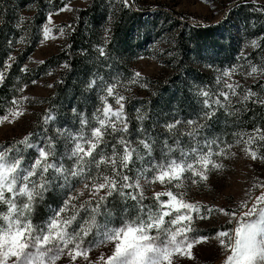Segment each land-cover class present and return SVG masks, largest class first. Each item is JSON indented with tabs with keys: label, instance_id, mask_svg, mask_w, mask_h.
Returning a JSON list of instances; mask_svg holds the SVG:
<instances>
[{
	"label": "rangeland",
	"instance_id": "1",
	"mask_svg": "<svg viewBox=\"0 0 264 264\" xmlns=\"http://www.w3.org/2000/svg\"><path fill=\"white\" fill-rule=\"evenodd\" d=\"M23 1L27 3L26 0ZM46 1L50 2L51 0ZM88 3L89 0H67L58 9L49 12L52 16L50 34L48 38H44L42 35L45 17L40 24V36L33 50L25 56L19 72L26 75L27 71L22 72V68H34L41 64V61L60 51L66 44L67 33L77 11L86 7ZM107 3L109 18L114 15V9L119 6L124 7L120 0H107ZM243 3H252L256 7L238 9V6ZM65 4L68 5V8L60 11L59 9L63 8ZM260 6H264V0H134L132 9L138 14L140 21H136L137 17L133 19L135 23L127 35L130 43L129 57L123 59L131 72L130 78L126 81L116 80L109 84H115L114 91L127 98L125 107L126 104L129 105L130 115L136 121L138 128H142V121L145 116L141 99H148L158 83L167 84L166 86L169 87L172 96L170 103L160 106L161 112L157 111L159 120L155 121L154 127L161 133L158 143H155L154 138L149 136L148 132L146 135L135 131L127 137V133L121 131L124 127L123 118L119 121L115 117L111 118L109 126L105 130V137L98 146L107 154L105 165H101L100 171L103 175H112L110 170L116 167L111 161L112 148L113 145H116L117 149L122 152L123 147L117 144L120 138L125 139L131 148H138L143 156L141 161L133 155L129 162L135 169L134 182L137 180V170L142 167L151 169L153 164L161 162L166 164L168 160L180 162L184 158L181 149L188 152L190 148H196L199 153L212 151L211 159L222 165L218 169L209 165L206 171L208 179L202 181L196 177L197 183L192 182V173L186 171L179 179V186L177 183L169 185L153 182L150 176L147 178V182L145 177L139 178V190L152 198L155 192L172 191L178 199L205 206L201 211L208 218L201 219L193 212L191 213L193 219L189 223L193 231L202 232L208 239L193 244L190 257L188 255H174L173 264H224L227 255L230 254V249L221 245L220 239H224L225 244H227L229 238H234L235 227L239 223L255 219L257 211L264 206V202H256V197L264 193V126L256 125L248 128L245 126L242 117V114L248 109L250 100L255 103H262L264 99V60L252 56L259 50V37L263 35V32L255 34L253 30L257 19L254 20L252 16L254 13H261L254 9ZM18 10L20 11H18L15 20V26L19 24L20 26L17 28H23L26 31L25 25L35 14L36 6L28 3ZM229 12L231 15L228 24L222 29L218 28V22ZM21 16L25 18L23 21L19 20ZM61 26L65 27L64 33L60 31ZM203 27H209L212 30L209 33H204V40H198L197 45L193 46L189 39L191 30ZM105 28H110L109 22L104 26ZM108 34L109 31L104 32L105 36ZM253 39L257 40L258 47L251 46L250 42ZM179 40L185 43V56L180 67H178V60L181 57L178 52V43L181 42ZM24 48V41L19 37L11 46L9 56L15 57V55L21 54ZM192 54L197 55L198 58H194ZM205 62L211 67L205 66ZM6 63L10 64L11 62L6 59ZM5 64L0 68L3 75L8 71ZM233 66H237L236 69L231 70L230 74L225 76L223 70L232 69ZM254 67L255 70H253ZM61 69L62 67L58 66L31 79L22 75L15 93L9 98L0 114V117H7V119L0 120V152L7 150L9 157L22 156L24 167H27L37 155L35 146H44L47 132L54 138L55 147L58 148L56 155L50 159V162L60 163L65 145L68 144L70 149L71 141L68 139V133L60 135L57 129H70L66 126V115H72L73 106L83 104V99L91 104V111L88 116L85 115L87 117L85 128H81V124L76 128L86 132L87 138L95 142L94 138L91 137L90 128L95 126L94 113L97 110L100 111L99 115L103 118V102L100 101L99 96L105 95L102 90L105 85L101 87L96 82L93 87L89 88L87 85L93 79L84 85L83 94L78 97L81 100L77 99L74 104L73 102L65 103L60 108L57 116L61 125L56 124L53 116H50L52 118L45 122V99L52 94ZM192 70L208 75L209 87H200L197 91L198 95L200 89L208 92L209 105L207 106L204 104L202 95H200L201 100L198 104L192 98V93L189 94L186 91V85L195 84L193 76L189 75ZM135 73L140 74L138 80H136ZM130 80H136V82L129 83ZM95 85L98 88H95ZM227 85H232V88L229 89ZM253 85H256L257 89H253ZM180 87L183 88L181 91ZM223 93H228L226 99ZM73 96L75 97V95ZM183 99L185 101L181 107L178 102ZM218 100L219 106L217 105ZM108 101L114 109L119 108V104H116L111 97L108 98ZM17 109L22 115L13 118L12 112ZM137 109H140L139 116L142 119H138ZM208 111H211L213 115L207 116ZM225 115L230 117L231 122L234 119L233 128H230ZM40 117H43L45 133H36L34 130ZM189 120H192L193 123H187ZM177 121L180 123L176 124ZM166 123H173L176 126L169 131L164 127ZM71 131L75 132L76 130ZM189 131L194 132V135L189 136ZM29 134H31L30 143L33 147L17 143ZM173 136L171 141L170 137ZM146 137L152 138L150 141L153 145L151 156L145 154L143 146L139 143ZM165 141L171 147V152L165 147ZM221 149H223L224 154L218 155ZM251 152L256 153L255 159L250 155ZM190 155L192 159H189L188 163H193L196 154L190 153ZM162 156L165 159L162 160ZM87 159L89 158L85 157V160ZM96 159H99V156ZM116 159L118 163L120 157L117 156ZM74 160L75 158L69 159L68 156L63 157L65 167L70 170ZM86 167L91 168L93 176L97 175L95 163ZM123 169L124 167H120L118 171L121 172ZM51 171L53 182L50 183L51 186L47 190L45 202L47 211L44 220L53 216L69 195L75 196L80 189H83L85 182L70 174L65 180L63 175ZM113 178L119 180L118 176ZM36 179L39 182V178ZM66 184L71 186L70 190L65 186ZM124 192L129 195L128 188H125ZM90 195L91 193L85 190L83 195L72 201V204L77 207V220L68 226L70 232L78 231L80 225L89 219L91 207L96 205V197H92L91 205L87 208H81L79 204L87 200ZM100 195H104L103 189L97 193V196ZM116 197L120 202L116 206L111 201L101 203V209L104 207V211L101 210L102 212L96 215V223L99 227L93 226L88 236L84 238L86 242L83 247L89 249L90 261H96V264H99L98 258L101 255L105 258L111 255L114 247L108 242L96 244V233L98 231L103 233L108 228L119 227L124 220L136 217L135 213H130L126 209L124 199L127 196H122L118 191ZM22 199H18L17 203H21ZM163 199H167V197H163ZM254 204L256 210L252 211L251 215H246ZM206 206H211L213 209L223 208L227 212L235 213V215H228L215 210L209 215ZM6 208V205H0V211H6ZM153 210H155V205ZM182 211L183 214H189L187 209ZM106 212H110L111 215H106ZM71 214L72 207L70 205L67 212L62 215ZM144 215L147 218L146 206ZM0 226L7 227L2 220H0ZM168 226L173 229L176 227L170 224ZM220 230L228 232L229 236L218 237L217 232ZM149 235L156 236L157 230H150ZM187 235H191V233ZM177 239H182V237L178 236ZM165 240L166 237L162 235L161 240L157 242L163 243ZM88 241L93 243L89 244ZM61 246L63 247V245ZM32 250L34 251V249ZM57 264H67V261L60 260L57 261ZM79 264H86L82 256L79 258Z\"/></svg>",
	"mask_w": 264,
	"mask_h": 264
},
{
	"label": "snow or ice",
	"instance_id": "2",
	"mask_svg": "<svg viewBox=\"0 0 264 264\" xmlns=\"http://www.w3.org/2000/svg\"><path fill=\"white\" fill-rule=\"evenodd\" d=\"M120 3L125 8L134 6V0H120ZM68 8L65 4L63 11ZM264 13V6L254 9ZM231 13L229 12L224 18L218 22V28H224L228 24ZM25 18L19 17L20 21ZM52 22L51 13L46 16L45 24L42 26V35L48 38L50 34V25ZM109 22H111L109 20ZM20 25L17 24V27ZM61 33H64L65 27L61 26ZM109 31L105 28V33ZM222 34V33H221ZM24 37H21L23 40ZM107 39V36L105 37ZM260 39H264L262 36ZM251 46L258 47L256 39L251 40ZM101 54H105V49H98ZM206 50V49H205ZM239 59V57H238ZM8 60H15V57L9 56ZM43 63V61H41ZM205 66L211 67L210 64L205 62ZM6 68H10V64H5ZM62 67L68 68L65 62ZM237 66L232 69H224V75L230 74L231 70H235ZM28 69L22 68V72ZM255 70V67L253 68ZM136 80L139 79L140 74L135 73ZM4 79V75L0 72V81ZM219 79V78H218ZM136 80H130L129 83H135ZM35 83V81H33ZM95 84L94 80L89 81L88 87L91 88ZM51 87V85H49ZM115 84H107L103 87L105 95L99 96L100 101L103 102L102 112L103 118L99 115V110L94 113L95 126L90 128L91 137L87 138V133L80 129L75 132L70 129H57L60 135L68 133V139L71 141V146L65 145V151L61 154V161L59 164L50 162V159L56 155L55 140L53 137H47L43 147L35 146L37 155L34 160L27 166L23 165L22 156L7 155L5 152H0V205H6V211H0V220L7 225V227L0 226V264H57V261L66 260L67 264H79V258L82 256L86 264H96V261H90L89 249L83 247L85 237L88 236L93 226L99 227L96 223V215L101 211V202L114 191H119L122 196H128L124 192L125 188L132 187L139 189V178L150 176L153 182L161 184L177 183L179 186V179L186 171L192 173L193 183H197L196 177L200 180H207L206 171L211 165L212 168H221L222 165L215 163L211 157L212 151L208 153H199L198 149L190 148L188 152L181 149L183 159L180 162L176 160H168L167 163L153 164L151 169L142 167L137 170V180L133 183L130 182L131 178L118 171L120 167H128L129 162L132 160L133 155L137 159L143 160L138 148H131L129 143L120 138L117 144L123 147L122 152L113 145V155L111 158L112 164L116 165L110 171L112 175H103L100 171L101 165H105L107 159L106 152L99 148L100 141L105 137V130L109 126L112 117L117 121L123 118L124 127L121 129L123 133H128V122L125 114V103L127 98L119 95L114 91ZM229 89L232 85H227ZM199 95L204 97V104L209 105L208 92L200 89ZM228 93H223L225 99ZM111 97L116 104H119L118 109H114L112 104L109 103L108 98ZM26 99V98H22ZM220 102L217 101L219 106ZM73 115L76 116L77 109L73 108ZM138 119L140 109H137ZM22 113L17 109L12 112L13 118ZM80 117L81 128H85L87 124V117L83 113L78 114ZM211 111L207 112V116H211ZM52 117L45 115V122ZM7 119V117H0V120ZM177 121L176 124H179ZM187 123L192 124L193 121L189 120ZM176 125L173 123H166L164 127L171 131ZM113 130L114 126H113ZM143 131V129H139ZM189 136L194 135V132L189 131ZM31 134L25 136L22 140L17 141L18 144H24L28 147H33L30 143ZM151 137H146L139 141L143 146L146 155L151 156L153 145L150 142ZM178 143V142H177ZM165 147L171 152L172 149L165 141ZM196 154L193 163H188L192 159L190 155ZM224 151L221 149L218 155H223ZM250 155L255 159L256 153L251 152ZM68 156L69 159L75 158L71 170L66 168L63 163V157ZM99 156V159L96 157ZM117 156L120 157L117 163ZM85 157L89 159L85 160ZM165 157L162 156V160ZM95 163L97 175L93 176L91 168L86 167ZM198 165V167H197ZM53 170L58 175H63L65 180L70 174L75 178H79L84 182L83 189H80L75 196L69 195L67 199L59 206L53 216L48 217L42 221L41 224H35L32 217L36 211V205L39 200H43V193L48 189L50 181L47 179L46 174L49 170ZM118 176L119 180L114 179ZM39 178L37 182L36 178ZM71 189L70 185H65ZM104 190V195L97 196V193ZM87 190L91 193L89 198L79 204L81 208H87L91 205L92 197H96V205L91 207L89 219L80 225L78 231H69L68 226L77 220V207L72 204L80 195L84 194ZM167 197V199H163ZM22 199L21 203H17L18 199ZM133 200L138 202L143 199V192L139 197L133 195ZM155 201V210L153 206H147V218H145V206L140 203L139 212L134 219H126L119 227L108 228L103 233L99 231L96 233V244H103L105 242L114 245L111 255L106 258L101 255L98 260L99 264H173V256H191V249L193 244H197L208 239L202 232L193 231L190 226V221L193 219L191 213H196L201 219L208 218L202 214V206L198 203L186 202L183 199H178L172 191L155 192L153 193ZM256 202H264V193L256 197ZM72 207V214L64 216L69 206ZM189 210V214H183L182 210ZM219 211L228 215H235V213L227 212L223 208L213 209L211 206H206V211L210 215L212 211ZM255 204L253 208L246 214L251 215L255 211ZM106 215H111L106 212ZM175 225L173 229L168 225ZM156 229L157 235H149L150 230ZM191 233V235H187ZM234 238H229L228 243L225 244L224 239H220L221 245L230 249V254L227 255L224 264H264V206L256 213V218L247 222L239 223L234 229ZM165 236L166 240L163 243H158L161 236ZM102 236V239L100 237ZM181 236L182 239H177ZM218 237H228L229 233L223 230L217 232ZM87 243L92 244V241ZM63 245V247L61 246ZM34 249V251L32 250Z\"/></svg>",
	"mask_w": 264,
	"mask_h": 264
},
{
	"label": "trees",
	"instance_id": "3",
	"mask_svg": "<svg viewBox=\"0 0 264 264\" xmlns=\"http://www.w3.org/2000/svg\"><path fill=\"white\" fill-rule=\"evenodd\" d=\"M26 1L27 3L23 0H0V68L4 66L6 59H8L11 46L15 44V41L18 40L19 37H24L23 41L25 45L22 53L15 55V60H10L11 67L7 68L8 71L4 75V79L0 81V114L3 107H5V104L9 101V98L15 93L17 89L16 86L20 82L22 75L29 77V79L36 78L55 67H62L65 62L68 64V68L62 67L59 77L54 84L52 94L45 99L46 107L44 116L46 114L53 116L58 125H61L57 116L60 108L65 103L73 102L74 104L77 99H80L78 97L81 96L80 94H83V87L90 79H93L95 83L97 82V85L102 87L116 80L126 81L130 78L131 72L129 71L128 66L123 62L124 58L129 57L130 43L127 39V35L132 25L135 23L133 19L137 17L136 21L140 20L138 14L132 9V7L124 9L122 6L114 9V15L109 18V6L107 0H89L86 7L80 8L77 11L71 23V28L67 33L65 46L54 55L46 58L43 63L34 68L28 69L26 75H24L25 73L23 74L19 72L25 56L33 50V47L40 36V24L43 22L46 15L67 2V0H51L50 2L46 0ZM28 3L36 6V12L26 23V31H24L23 28H17V26H15V20L18 16V11H20L18 9L25 7ZM242 7L249 9L251 7H256V5L252 3H243L238 6V9H241ZM252 17L254 20L257 19V22L253 26L255 34L263 32L262 36H264V13H254V16ZM108 19L111 22H109ZM107 22H109L110 28L109 34L106 35L107 39H105L104 26ZM211 30L212 29L209 27L192 29L191 37H189L192 45L196 46L199 42L198 40L203 41V34L209 33ZM262 36L259 37V50L256 51V53H253L252 56L264 60V39H260ZM180 37L182 40V35ZM184 44L185 43L182 41L178 43V52L181 55L178 60V67L183 63V57L185 56ZM100 48L105 49V54H101L98 50ZM257 52H259L258 55ZM194 54H192L194 58H198L197 55ZM189 75L193 76L195 84L191 83V85H186V91L189 94L191 92L192 98L200 104L201 97L198 95L197 91L200 87H209L208 75L193 70ZM97 85H95V88H98ZM166 85L167 84L164 83H158L148 99H141V106H144L142 107V110L145 115L142 121L143 131H139L141 128H138L136 121L130 115L131 109L128 107L129 105L126 104L125 114L128 122L127 137L135 131L146 135L148 132L149 136L154 138L155 143H158L157 141L159 140L161 133L154 127L155 121L159 120V113H157V111L161 112L160 106H164L165 104L168 105L172 96L169 92V87ZM183 88H185L184 85ZM183 88L180 87V91ZM252 88L257 89L256 85H253ZM73 95H75V97ZM82 101L84 102L83 104H76L73 108L75 107L77 109L78 114L83 113L88 116L91 111V104L87 100L85 101L83 99ZM184 101L185 99L178 102L181 107L183 106ZM247 108V111L242 114L245 126L248 128L256 125L264 126V99L262 103H255L250 100ZM78 114L76 116L73 114L66 115V126L71 130H77L76 127L80 126V117ZM225 117L229 121L230 128H233L232 122H234V119L231 122L229 116L225 115ZM43 125V117H40L34 128L36 133H45ZM50 136L51 134L47 132L46 137ZM173 138L174 136L170 137V140L172 141ZM57 150L58 148L56 149V152ZM121 173L130 177V182L134 183L135 169L132 166V163H129L128 167L124 168ZM51 176L52 171L50 169L46 174L50 183L53 182ZM51 184H49V187ZM128 189L129 195L124 199L128 212L135 213L134 215L137 216L140 214V203L146 207L149 205H155L154 199L145 194H143V199L141 201L138 202L137 200H133L131 197L133 195L139 197L141 191L132 187H129ZM47 190L43 193V200H39L36 205V211L32 217V221L35 224H40L44 220L47 211L45 203L48 194ZM117 194L118 191H114L112 195L108 196L103 202L111 201L115 206L120 204L116 197ZM103 208L101 209L102 211H104Z\"/></svg>",
	"mask_w": 264,
	"mask_h": 264
}]
</instances>
